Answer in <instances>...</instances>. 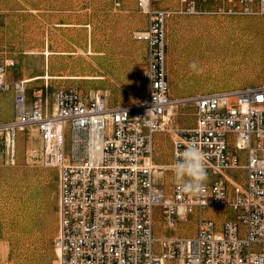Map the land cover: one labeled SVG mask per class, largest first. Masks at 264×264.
Listing matches in <instances>:
<instances>
[{
	"label": "built area",
	"instance_id": "built-area-1",
	"mask_svg": "<svg viewBox=\"0 0 264 264\" xmlns=\"http://www.w3.org/2000/svg\"><path fill=\"white\" fill-rule=\"evenodd\" d=\"M163 1L135 0L146 17L134 33L145 47L142 106L109 107L104 95L77 89L29 100L28 83L7 78L12 63L0 51V160L13 163L18 133L36 130L42 162L57 173V264H264V86L177 100L168 76L174 15H264V0L154 5ZM189 102L193 125L174 128L173 105ZM168 133L172 165L192 141L205 154L204 194L176 184L167 194L155 181L158 138Z\"/></svg>",
	"mask_w": 264,
	"mask_h": 264
},
{
	"label": "rangeland",
	"instance_id": "rangeland-1",
	"mask_svg": "<svg viewBox=\"0 0 264 264\" xmlns=\"http://www.w3.org/2000/svg\"><path fill=\"white\" fill-rule=\"evenodd\" d=\"M154 5L176 9L179 2L164 0ZM145 24L135 0H0V51L12 63L7 78L25 81L47 70L55 76L80 74L76 79H52L48 85L28 83V99L38 91L50 98L57 89H77L82 94L104 95L109 107H133L146 97L140 77L145 47L134 40V33ZM168 36L173 99L264 86V15H174ZM90 47L96 54H88ZM45 50L51 52L48 60ZM192 61L204 69L202 74L189 68ZM193 111L190 102L178 105L172 125L192 126ZM12 115L9 96L2 120L9 121ZM175 140L173 133L158 138L156 163H172ZM27 147H34V156ZM164 184L169 194L172 171L165 174ZM57 209L56 170L43 164L34 131L23 130L18 133L14 162L0 160V264H57ZM154 220H158L156 214Z\"/></svg>",
	"mask_w": 264,
	"mask_h": 264
},
{
	"label": "clouds",
	"instance_id": "clouds-1",
	"mask_svg": "<svg viewBox=\"0 0 264 264\" xmlns=\"http://www.w3.org/2000/svg\"><path fill=\"white\" fill-rule=\"evenodd\" d=\"M189 68L197 75L204 71L197 61L190 62ZM172 172L178 191L191 195H200L207 191L209 176L205 154L200 150L196 141L190 142L180 153L179 159L172 165Z\"/></svg>",
	"mask_w": 264,
	"mask_h": 264
},
{
	"label": "bare ground",
	"instance_id": "bare-ground-1",
	"mask_svg": "<svg viewBox=\"0 0 264 264\" xmlns=\"http://www.w3.org/2000/svg\"><path fill=\"white\" fill-rule=\"evenodd\" d=\"M221 43H223V42H221ZM208 49H209V47H208ZM204 50H206V49H204ZM50 53L51 52H49L48 50H45L44 52H43V55H44V57L48 60V56L50 55ZM93 53H94V50L90 47V49L88 50V54H92L93 55ZM94 54H96V53H94ZM82 75H80V74H75V75H67V76H65V75H61V76H55V75H51V74H49L48 73V70L46 71V72H44L42 75H35V76H33V77H30V78H27V79H25V82L26 83H33V82H37V81H44L47 85H48V82L50 81V80H52V79H63V78H65V79H76V78H79V77H81ZM83 78H85V79H91V80H98V79H101V77H98V76H90V75H83ZM83 78H81V79H83ZM57 90H59V89H57ZM56 91V90H55ZM92 93H98V92H92ZM99 94V93H98ZM207 95V94H206ZM198 96H200V95H197L196 97H198ZM196 97H194V98H196ZM50 99V98H49ZM145 102H146V97H144V99H142V100H140V104H137V105H134V106H142V105H144L145 104ZM181 104H185V103H181ZM181 104H178V105H181ZM178 105L177 104H175V105H173V107H172V110H171V114H170V116H169V120L170 119H172V118H175L176 117V110H177V108H178ZM133 106V107H134ZM2 111H3V109H2ZM11 118H12V116H11ZM173 126V125H172ZM174 127V126H173ZM174 128H176V127H174ZM29 129V131H31V130H33L34 131V133L37 135V133H36V130L34 129V128H28ZM27 129V130H28ZM176 129H178V128H176ZM24 130H26V129H24ZM167 135V134H166ZM30 142V141H29ZM31 143V142H30ZM28 146H29V143L27 144ZM32 146H33V144H32ZM34 148V147H33ZM33 148H28L27 147V153L30 155V156H34L35 155V149H33ZM37 152V151H36ZM156 153H157V149H156ZM37 155V154H36ZM156 156V155H155ZM155 162H156V157H155ZM168 171H172V163L171 164H169V165H165L164 163H162V164H158V163H156V171H155V181L157 182V183H159V184H161V183H163L164 184V176H165V174L168 172ZM175 184V183H174ZM173 184V185H174ZM172 185V186H173ZM164 187H165V184H164ZM166 189V188H165ZM166 191V190H165Z\"/></svg>",
	"mask_w": 264,
	"mask_h": 264
},
{
	"label": "snow or ice",
	"instance_id": "snow-or-ice-1",
	"mask_svg": "<svg viewBox=\"0 0 264 264\" xmlns=\"http://www.w3.org/2000/svg\"><path fill=\"white\" fill-rule=\"evenodd\" d=\"M260 99H264V97H260Z\"/></svg>",
	"mask_w": 264,
	"mask_h": 264
}]
</instances>
